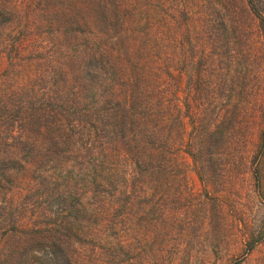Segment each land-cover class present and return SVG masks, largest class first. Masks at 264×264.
<instances>
[{
  "label": "trees",
  "instance_id": "trees-1",
  "mask_svg": "<svg viewBox=\"0 0 264 264\" xmlns=\"http://www.w3.org/2000/svg\"><path fill=\"white\" fill-rule=\"evenodd\" d=\"M263 151L264 0H0V264L249 251L264 218L226 202L250 153L264 187Z\"/></svg>",
  "mask_w": 264,
  "mask_h": 264
},
{
  "label": "rangeland",
  "instance_id": "rangeland-1",
  "mask_svg": "<svg viewBox=\"0 0 264 264\" xmlns=\"http://www.w3.org/2000/svg\"><path fill=\"white\" fill-rule=\"evenodd\" d=\"M35 40L38 43L39 47L42 48V51L46 52L47 47L45 46L47 44L41 43L39 37H36ZM37 43L33 44L36 45ZM179 85L180 93L178 94V96L182 98L181 90L183 85ZM249 120H251V118L247 120L248 127L251 131V137L256 141L258 138V129H260V127L258 128L257 126L259 121L252 119L250 125ZM182 121L185 122V119H182ZM185 132H187L186 124ZM177 155L183 162V164H180V166L184 165L183 172L180 171L179 176L183 178V183L186 187L185 190H189L186 191V193H191L194 191L196 194L193 200L190 197L186 199L188 201H191V203L188 205L189 209L190 205H193V212L189 215H195L199 217V215L201 214V210L199 212L197 210L199 208L198 203L204 200V192L201 189V185L196 174L190 169L188 165L189 158H187L183 153H177ZM251 158L252 154L250 153V155L246 159V161H248L247 165L250 166L248 167L247 172L239 173L237 170L232 172L236 176V178L235 181L231 182L233 186L230 190V194L228 195L226 208H229L227 211L229 215L233 217H244L245 219L250 220L260 215V221H262V219L264 218V206L262 204V191L264 187L262 185L257 188L256 183H254L252 174V168L254 167L253 163H250ZM262 160L263 164H261V166L260 163L258 164V175L260 176L261 173L264 184V151ZM183 173L184 176H182ZM238 177L240 178V180L237 179ZM244 251L245 246L242 243H239L236 239H225L223 240V243L220 242L216 244V242L208 235V239L202 247V250L194 252L191 249V253L193 255L191 261L192 264H264V242L257 243L249 251Z\"/></svg>",
  "mask_w": 264,
  "mask_h": 264
}]
</instances>
